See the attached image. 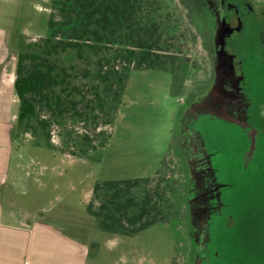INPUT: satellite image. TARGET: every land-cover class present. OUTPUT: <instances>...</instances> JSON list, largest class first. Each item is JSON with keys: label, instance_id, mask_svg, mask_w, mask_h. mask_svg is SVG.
<instances>
[{"label": "rangeland", "instance_id": "rangeland-1", "mask_svg": "<svg viewBox=\"0 0 264 264\" xmlns=\"http://www.w3.org/2000/svg\"><path fill=\"white\" fill-rule=\"evenodd\" d=\"M50 1L3 0L8 24L20 15L19 31L11 42L16 54L46 33ZM182 2L170 0L187 40L179 59L186 67L132 70L113 122L102 128L110 134L104 147L86 157L50 150L41 137L13 123V146L23 159L17 181L23 193L17 198L44 217L89 221L88 231L80 228L92 242L88 264H184L188 247L198 243L194 225L199 217L213 240L208 264H264V122L254 153L243 155V139L234 126L191 109L185 89L191 88L204 61L188 2ZM67 53L62 55L64 62L73 63ZM257 70L262 90L257 110L264 119V67ZM53 141L60 142L57 130ZM163 163L173 167L180 187L183 211L176 226L156 223L134 235L114 234L85 211L95 181L151 175ZM221 183L225 185L220 190L211 189ZM192 190L207 195L192 204ZM192 258L193 254L188 264Z\"/></svg>", "mask_w": 264, "mask_h": 264}, {"label": "trees", "instance_id": "trees-1", "mask_svg": "<svg viewBox=\"0 0 264 264\" xmlns=\"http://www.w3.org/2000/svg\"><path fill=\"white\" fill-rule=\"evenodd\" d=\"M49 8L46 33L16 54L15 120L47 149L86 157L107 142L102 128L113 122L130 72L185 68L187 40L170 0H51ZM65 53L75 61L66 64ZM173 170L163 163L151 175L95 181L85 211L124 235L176 226L183 210Z\"/></svg>", "mask_w": 264, "mask_h": 264}, {"label": "flooded vegetation", "instance_id": "flooded-vegetation-1", "mask_svg": "<svg viewBox=\"0 0 264 264\" xmlns=\"http://www.w3.org/2000/svg\"><path fill=\"white\" fill-rule=\"evenodd\" d=\"M185 1L204 61L191 88L185 89L191 100L190 107L211 113L234 126L243 139L242 154L252 155L264 122L257 110L262 91L257 68L264 67V0ZM180 3L184 5L182 0ZM185 154L192 155L191 151ZM174 156L181 161L178 154ZM224 185H212L211 189L217 191ZM192 192L195 193L192 204L200 203L207 195V191ZM199 218L194 225L198 243L188 247L184 264L190 263L192 254L191 264H208L213 256L209 227Z\"/></svg>", "mask_w": 264, "mask_h": 264}, {"label": "crops", "instance_id": "crops-1", "mask_svg": "<svg viewBox=\"0 0 264 264\" xmlns=\"http://www.w3.org/2000/svg\"><path fill=\"white\" fill-rule=\"evenodd\" d=\"M4 3L0 0V264H88L92 242L80 228L88 231L89 221L44 217L17 198L23 193L17 189L23 159L12 140L18 99L11 42L19 31L20 15L8 24Z\"/></svg>", "mask_w": 264, "mask_h": 264}]
</instances>
